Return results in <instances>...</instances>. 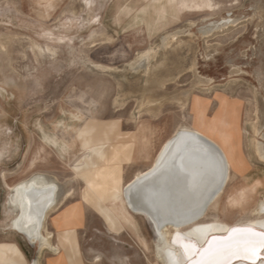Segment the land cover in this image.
<instances>
[{"label": "rangeland", "instance_id": "rangeland-1", "mask_svg": "<svg viewBox=\"0 0 264 264\" xmlns=\"http://www.w3.org/2000/svg\"><path fill=\"white\" fill-rule=\"evenodd\" d=\"M212 1L218 5L214 15L171 16L169 0H160L156 10L152 0H0V247L14 245L29 264L16 241L29 255L33 248L4 228L5 186L42 173L56 180L60 198L71 194L48 222L61 250L52 264H160L148 222L132 216L134 223H122L111 200L181 124L207 129L233 164L202 221L234 225L256 218L252 210L264 199V162L249 140L257 123L255 138L264 146V0ZM223 20L233 24L218 30ZM149 30L156 32L150 38ZM177 30L185 31L151 61L147 73L131 69L138 55ZM183 92L184 109L170 101L140 107L145 97ZM75 109L104 127L115 123L122 134L150 128L149 158L134 155L124 135L73 164L77 145L62 154L42 136L68 140L55 126ZM69 210L71 224L56 226ZM262 256L260 261L264 251Z\"/></svg>", "mask_w": 264, "mask_h": 264}, {"label": "bare ground", "instance_id": "bare-ground-1", "mask_svg": "<svg viewBox=\"0 0 264 264\" xmlns=\"http://www.w3.org/2000/svg\"><path fill=\"white\" fill-rule=\"evenodd\" d=\"M159 1L152 0L153 9L158 8ZM169 1L173 2L171 16L192 15L203 11L211 16L215 14L218 6L212 0ZM126 13L131 16L135 14L132 8H128ZM144 19L143 17L138 24H142ZM232 24L228 20H223L216 28L222 30ZM184 31L177 30L163 36L159 44L149 47L146 52L137 56L130 66L131 69L135 71L143 69L147 73L151 61L161 51H165ZM150 32L156 33L152 30L147 31L148 38L152 36ZM210 32L207 31L205 34ZM157 85L163 88L165 83L159 81ZM187 100L188 92L161 99L145 97L140 102V107L160 105L162 101H170L184 109ZM75 110V113H69L68 123L62 120L55 126V129L59 128L69 137L68 140L48 133L49 130L48 134L42 133L43 143L54 147L62 154L77 145L79 154L73 160V164L92 148L118 141L124 135L125 139L133 144L134 155L146 160L149 158L153 133H150V128L141 127L136 133L122 134L115 123L104 127L96 118L85 117L83 115L85 111ZM260 127L257 123L251 125L254 137L249 142L254 156L264 162V146L255 138V135L257 136L260 132ZM209 130L212 131L213 126ZM206 132H208L207 129L201 127L189 124L179 125L175 132L162 143L152 157L150 165L136 172L122 186L121 195L111 200L116 215L122 223H134L132 216H141L148 222L155 239V255L160 264H201L209 246L216 247L228 242V237L234 228H250L257 234L264 233V199L259 201L252 210L256 214V218L252 221L246 223L242 221L234 225L216 219L202 221L207 209L217 203V198L230 179L233 168L225 147ZM5 187L7 189L5 231L21 234L30 245L35 247L38 257H41L44 252L59 257L61 250L53 242L55 236L48 228V222L50 217L58 212L62 205L64 206L63 203L70 198L71 194L68 192L60 198L56 180L42 173L33 174L23 181ZM243 194L240 195L243 197ZM88 198L89 194L85 193L82 200L87 201ZM229 199L228 196V203ZM73 215V210H69L65 217L56 220L55 225H70ZM240 238L239 234L233 237V239ZM253 238L258 239V236ZM185 247L189 251L186 252ZM9 249V245L0 247V264H24L21 259L6 256ZM259 251L256 257H252L241 249L238 254L226 259L229 264H264L263 260L256 262ZM95 258L96 262L100 261V258L99 260ZM32 264H39V262L35 260Z\"/></svg>", "mask_w": 264, "mask_h": 264}, {"label": "snow or ice", "instance_id": "snow-or-ice-1", "mask_svg": "<svg viewBox=\"0 0 264 264\" xmlns=\"http://www.w3.org/2000/svg\"><path fill=\"white\" fill-rule=\"evenodd\" d=\"M239 234L240 239H233L235 235ZM258 236V239L253 237ZM243 250L246 254L256 257L258 250H264V233H255L250 228L232 229L228 242L212 247L211 245L206 250V257L201 261V264H229L226 257L238 254L240 250ZM185 251H189L185 247Z\"/></svg>", "mask_w": 264, "mask_h": 264}, {"label": "crops", "instance_id": "crops-1", "mask_svg": "<svg viewBox=\"0 0 264 264\" xmlns=\"http://www.w3.org/2000/svg\"><path fill=\"white\" fill-rule=\"evenodd\" d=\"M20 236H22L21 234H19ZM19 248L21 249V251L23 252L27 262L29 264H32L33 261L37 260L39 262V264H52V260L54 258V255L50 254V253H44L41 257H38V254L36 253L35 247L33 245L28 244L30 247L33 248V254L29 255V253L20 245V243L18 241H16ZM10 246L9 251L7 252L6 256H10L13 257L15 259H21L22 257L20 255V252L18 251V249L11 244H8ZM38 257V258H37ZM23 261V260H22ZM24 263V262H23Z\"/></svg>", "mask_w": 264, "mask_h": 264}, {"label": "water", "instance_id": "water-1", "mask_svg": "<svg viewBox=\"0 0 264 264\" xmlns=\"http://www.w3.org/2000/svg\"><path fill=\"white\" fill-rule=\"evenodd\" d=\"M261 251H262V250L259 251L260 254H259L258 257H257L256 262H257L258 260H260V259L263 257V256L261 255Z\"/></svg>", "mask_w": 264, "mask_h": 264}]
</instances>
